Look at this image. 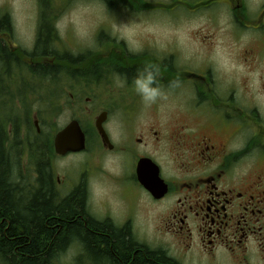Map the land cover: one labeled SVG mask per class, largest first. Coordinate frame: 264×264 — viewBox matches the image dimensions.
<instances>
[{
	"label": "flooded vegetation",
	"instance_id": "af4514ba",
	"mask_svg": "<svg viewBox=\"0 0 264 264\" xmlns=\"http://www.w3.org/2000/svg\"><path fill=\"white\" fill-rule=\"evenodd\" d=\"M116 2L178 25L181 14L200 16L212 28L222 24V31L149 32L134 43L95 34L86 39L90 49L77 56L54 50L48 57L37 41L30 51L20 47L8 18L0 16L2 159L9 165L15 149L43 148L52 159L98 148L117 156L115 173L87 161L72 181L54 174L50 160L43 163L55 193L61 184L65 195L81 191L88 220L127 231L141 251L174 264H264V0ZM175 8L167 16L152 12ZM61 68L66 81L56 76ZM242 68L250 69V78ZM27 73L52 79L26 80ZM148 74L158 89L154 101L136 90V79ZM65 95L72 115L43 140L44 120L66 109L57 103ZM115 111L117 141L105 127ZM174 115L177 126L170 129L162 120ZM100 116L102 132L95 124ZM74 121L84 147L59 155L55 137ZM96 173L102 175L95 179ZM66 248L84 252L76 236L61 251Z\"/></svg>",
	"mask_w": 264,
	"mask_h": 264
},
{
	"label": "rangeland",
	"instance_id": "374dc122",
	"mask_svg": "<svg viewBox=\"0 0 264 264\" xmlns=\"http://www.w3.org/2000/svg\"><path fill=\"white\" fill-rule=\"evenodd\" d=\"M114 4L109 5L105 0H0V16L8 18L11 27V34L20 47L30 51L34 48L37 36L40 31L41 24L43 27L50 26L52 28V20L55 29V37L57 38L55 43H51L53 51H57L59 55L65 54L66 50L74 56L83 53L87 49H90L87 45L91 37L94 35H108L111 38L122 36L130 43H134V38L145 36L147 33L158 34V32H169L173 34L176 32H189L193 30H201L202 32L222 31L219 27L222 24H216L211 27L210 22L204 20L203 17H197L196 19L187 20L186 15L181 14L178 24L170 18H161L159 16H153L151 13H147L146 9L140 8H124L120 6L115 0H110ZM126 1V0H125ZM180 10L179 8L170 10H154L153 13L162 14L167 16ZM211 15H218L223 17V12L219 10H212L209 12ZM53 16V18H52ZM224 19H221L222 22ZM162 22V23H161ZM166 30V31H165ZM104 34V35H103ZM221 37V36H218ZM89 39V42L86 41ZM117 40V38H116ZM55 44V45H54ZM83 44L86 46L83 48ZM258 48V46L256 45ZM81 49V50H80ZM108 50V49H107ZM106 51V50H105ZM45 56H51L46 54ZM248 71L250 78V69L242 68ZM57 77H60L63 81H66L64 68H61L57 72ZM27 79L35 80H50L51 75L42 74L40 77H33L32 74L27 73ZM65 85L62 86L64 88ZM61 88V89H62ZM66 95L57 101L60 107H66ZM151 104L139 105L141 110L146 111ZM139 108V109H140ZM70 105H67L66 109L61 110L58 116L54 119L44 120L45 132L41 138L43 140L50 135V129L56 127H62L67 123L72 115ZM148 117V116H147ZM148 118L139 121V124H145ZM168 121L169 127L174 128L177 126L178 118L176 115L165 118L162 120ZM117 111L113 112L109 117L105 127L109 130L112 138L117 141L118 129L121 132L120 127L117 125ZM88 127V126H87ZM91 149V150H90ZM48 155V156H47ZM50 152H46L43 148H37L36 150H29L23 153L21 150L15 149L10 152V177L21 184L25 189L29 191L34 187H39V183L36 182L37 177V165H48V160L52 164L55 171L54 174L59 176L66 175L70 180H75L79 172L83 171L86 162L90 161L103 167V171L109 173H115L117 170V156L104 155L98 148L95 151L94 148L89 147L88 151L82 152L78 155L66 156L61 158L50 159ZM102 171V172H103ZM102 174L96 173L95 179L99 178ZM60 185V184H59ZM65 186L57 187L58 197L65 196ZM98 188V187H97ZM61 191L62 194L60 193ZM27 191V190H26ZM114 197H111L113 200ZM71 249V248H70ZM66 248L65 251H61L57 254V258L54 259L55 264H92L84 252L81 254H75L73 249ZM80 252V250H78Z\"/></svg>",
	"mask_w": 264,
	"mask_h": 264
},
{
	"label": "trees",
	"instance_id": "16d2710c",
	"mask_svg": "<svg viewBox=\"0 0 264 264\" xmlns=\"http://www.w3.org/2000/svg\"><path fill=\"white\" fill-rule=\"evenodd\" d=\"M54 37L53 25L41 24L36 46L42 55L53 52ZM3 155L0 150V264H55L54 257L72 236L81 239L92 264H174L159 254L141 251L127 231L88 220L81 191L58 197L44 164L37 165L39 187L25 189L10 177L11 166Z\"/></svg>",
	"mask_w": 264,
	"mask_h": 264
},
{
	"label": "water",
	"instance_id": "95a60500",
	"mask_svg": "<svg viewBox=\"0 0 264 264\" xmlns=\"http://www.w3.org/2000/svg\"><path fill=\"white\" fill-rule=\"evenodd\" d=\"M102 117L100 116L95 122L96 127L102 132ZM55 147L57 154H65L66 152H77L83 149L84 139L83 134L77 124L72 122L68 124L63 130H61L55 137Z\"/></svg>",
	"mask_w": 264,
	"mask_h": 264
},
{
	"label": "clouds",
	"instance_id": "9594fccd",
	"mask_svg": "<svg viewBox=\"0 0 264 264\" xmlns=\"http://www.w3.org/2000/svg\"><path fill=\"white\" fill-rule=\"evenodd\" d=\"M154 78L151 74L144 77H139L135 81L137 92L144 98L145 101H154L158 95V89L152 87Z\"/></svg>",
	"mask_w": 264,
	"mask_h": 264
},
{
	"label": "bare ground",
	"instance_id": "6f19581e",
	"mask_svg": "<svg viewBox=\"0 0 264 264\" xmlns=\"http://www.w3.org/2000/svg\"><path fill=\"white\" fill-rule=\"evenodd\" d=\"M48 57H50V56H48ZM57 63H59V64H64L65 63V60L64 59H62V58H59V60L57 61ZM58 256L56 255V258H57ZM55 258V257H54ZM55 258V259H56Z\"/></svg>",
	"mask_w": 264,
	"mask_h": 264
}]
</instances>
